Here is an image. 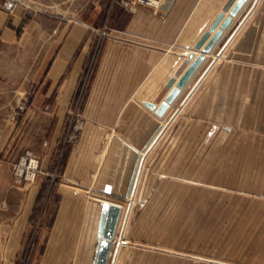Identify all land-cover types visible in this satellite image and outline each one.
Returning a JSON list of instances; mask_svg holds the SVG:
<instances>
[{
	"label": "crops",
	"instance_id": "0c3cea01",
	"mask_svg": "<svg viewBox=\"0 0 264 264\" xmlns=\"http://www.w3.org/2000/svg\"><path fill=\"white\" fill-rule=\"evenodd\" d=\"M127 1L93 0L68 22L0 5V72L14 73L16 58L39 59L13 78L28 85L0 120L44 171L12 187L0 159V264H95L103 203L122 204L136 174H169L168 163L206 176L204 207L214 225L237 228L233 238L217 252L125 250L118 263L264 264V0H247L163 116L146 102L161 104L229 0ZM74 114L80 138L69 143Z\"/></svg>",
	"mask_w": 264,
	"mask_h": 264
},
{
	"label": "rangeland",
	"instance_id": "374dc122",
	"mask_svg": "<svg viewBox=\"0 0 264 264\" xmlns=\"http://www.w3.org/2000/svg\"><path fill=\"white\" fill-rule=\"evenodd\" d=\"M6 1L0 0V5L3 6ZM92 1L15 0L16 6L62 22L75 21L83 8L90 11L95 5ZM111 4L110 1L108 6ZM126 6H130V4ZM108 28L109 22H104L96 28L101 40L100 42L96 41L95 45L102 43L103 38L108 34ZM94 52V54L92 52L88 74H91L97 59L98 51ZM38 61V58L31 56L19 57L11 63L15 69L14 73H8L7 70L0 72V119L3 118V115H7L8 110H11L13 106L19 105L15 90L23 86L26 89L28 85V83H20V81L14 82L13 78L19 77L20 79L23 75L25 78L29 76ZM7 125V120L6 122L0 120V144L4 146L3 153H0V159L10 164L11 174H7L10 185L12 187L24 186L26 183L34 181L44 171L41 170L39 158L31 148L25 150L19 147V134L13 131L9 137L10 140L7 138L10 133L6 129ZM12 138H15L14 142L11 140ZM7 148H10V153H7ZM13 150L14 154H12ZM28 152L36 157L38 172L35 175L18 174L25 170L29 163ZM168 166L169 174H136L129 195L120 204L124 212H122V220L120 219L119 223L121 230L118 228L111 250L110 259H113L114 264H119L118 257L125 250L141 252L151 250L165 253L223 251L225 238L233 236L234 229H237L214 225L213 220H210L209 211L204 207L210 197L207 193L208 185L199 183L200 179L201 183L203 179L208 181L204 174H177L175 163H168ZM190 166L192 167V164ZM185 167L187 168V164ZM2 175L0 174V178ZM224 197V191L218 189L215 196L216 201H224ZM132 264L176 263L166 262L161 257H142L133 259Z\"/></svg>",
	"mask_w": 264,
	"mask_h": 264
},
{
	"label": "water",
	"instance_id": "95a60500",
	"mask_svg": "<svg viewBox=\"0 0 264 264\" xmlns=\"http://www.w3.org/2000/svg\"><path fill=\"white\" fill-rule=\"evenodd\" d=\"M247 0H229L224 10L220 12L215 21L196 44L195 51L191 52L187 57L189 64L186 70L182 73L180 78L173 76L170 78L167 89L168 95L157 105L153 102H146V104L160 116H163L173 104L180 94L181 90L187 85L194 73L197 71L201 63L206 58V54L211 52L215 44L222 37L224 31L232 23L234 17L238 15ZM191 59H193L191 61ZM122 206L115 202L105 201L103 203V210L98 228V249L95 264H109L110 252L113 248V240L116 236L119 221L122 215Z\"/></svg>",
	"mask_w": 264,
	"mask_h": 264
},
{
	"label": "built area",
	"instance_id": "2783aa9c",
	"mask_svg": "<svg viewBox=\"0 0 264 264\" xmlns=\"http://www.w3.org/2000/svg\"><path fill=\"white\" fill-rule=\"evenodd\" d=\"M160 0H134L132 2L127 1L126 5H129L130 3L136 4L138 3H145V4H157ZM16 6V2L15 0H7L3 7L4 9H6L7 11H12L14 9V7ZM105 34V32H104ZM74 125L71 128V132L67 135L66 137V141L69 143H77L79 138H80V130H81V119L79 114H74ZM28 155L30 156L27 157L29 158V163L26 165V169L22 170L20 173L18 174H37L38 172V161L36 160V157L33 156L32 153L28 152ZM26 158V159H27Z\"/></svg>",
	"mask_w": 264,
	"mask_h": 264
},
{
	"label": "bare ground",
	"instance_id": "6f19581e",
	"mask_svg": "<svg viewBox=\"0 0 264 264\" xmlns=\"http://www.w3.org/2000/svg\"><path fill=\"white\" fill-rule=\"evenodd\" d=\"M115 239V238H114ZM111 254H112V251L110 252V256H111Z\"/></svg>",
	"mask_w": 264,
	"mask_h": 264
}]
</instances>
